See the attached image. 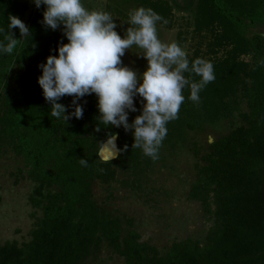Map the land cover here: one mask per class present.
Listing matches in <instances>:
<instances>
[{
  "label": "trees",
  "instance_id": "trees-1",
  "mask_svg": "<svg viewBox=\"0 0 264 264\" xmlns=\"http://www.w3.org/2000/svg\"><path fill=\"white\" fill-rule=\"evenodd\" d=\"M109 1L122 21H129L138 7L150 8L166 21L172 10L168 0ZM194 2L199 27L218 31L220 45L230 47L216 67L228 66L226 79L200 92L212 111L207 120L219 117L229 128L210 142L194 141L205 131L206 118L185 103L179 118L166 125L159 153L173 151L177 139L191 145L193 180L187 198L213 217V225L202 240L173 241L161 251L142 239L132 217L110 212L94 199L96 184L110 188L124 175L129 187L140 188L142 181L132 174L139 171L140 158L144 166L152 159L132 147L131 131L100 123L95 94L78 101L82 119L65 125L50 115L37 83L38 64L55 55L61 42L41 24L43 5L33 7L27 25L32 36L21 37L16 28L10 33L11 16L18 17L21 10L15 0H0V42L7 44L10 34L18 39L12 54L0 55V135L21 164L11 175L15 182L33 184L28 202L39 211L27 241L0 244V264H86L102 249L121 264H264V0ZM243 54L249 60L236 62ZM189 94L185 88V98ZM71 101L64 96L58 102L71 112ZM128 120L133 118L128 115ZM111 134L117 135L119 155L104 161L98 151Z\"/></svg>",
  "mask_w": 264,
  "mask_h": 264
},
{
  "label": "clouds",
  "instance_id": "clouds-1",
  "mask_svg": "<svg viewBox=\"0 0 264 264\" xmlns=\"http://www.w3.org/2000/svg\"><path fill=\"white\" fill-rule=\"evenodd\" d=\"M37 9L44 6L41 24L57 30L63 25L66 43H59L56 54H49L38 64L37 83L51 107L50 115L66 123L72 118L82 119L83 105L78 103L87 95L95 94L98 118L105 128L122 127L131 131L132 147L141 149L153 161L159 158V149L167 136V124L179 118L185 101L183 91L190 90L188 99L200 102V92L216 79L210 61L196 58L191 62L188 53L172 41L158 38V22L167 23L150 8L138 7L129 13V23L123 38L115 30L117 24L107 11L87 10L82 0H31ZM9 31L16 28L21 37L32 36L31 29L18 17L11 16ZM18 39L12 34L7 44L0 42V55L12 54ZM135 52L147 61L143 72L122 63L125 51ZM185 73L200 77L190 80ZM72 98V111L58 102L62 97ZM134 98L141 104L140 114L129 123V112H137ZM142 98V99H140ZM99 130V128H97ZM115 135L106 142L115 145ZM81 164L87 165L86 160Z\"/></svg>",
  "mask_w": 264,
  "mask_h": 264
},
{
  "label": "rangeland",
  "instance_id": "rangeland-1",
  "mask_svg": "<svg viewBox=\"0 0 264 264\" xmlns=\"http://www.w3.org/2000/svg\"><path fill=\"white\" fill-rule=\"evenodd\" d=\"M15 1L21 10L18 18L27 26L33 15L34 4L31 0ZM168 2L172 10L167 23L158 22L157 24L158 38L165 43L177 42L188 53L190 66L196 58L210 61L214 66L216 77L214 81L220 84L228 75V66L217 69L216 67L225 56H228L226 51L230 47L220 45L217 40L218 31L212 28L207 31L199 27L196 22L194 0H168ZM82 3L89 11L100 10L111 13L117 24L115 30L122 38L123 35H127V29L132 27L128 20H121L114 7L112 10L109 9L108 5L113 6L109 0H82ZM62 28L63 25L51 31L56 33L60 42H66ZM141 51L135 46L130 51L126 50L121 58L122 63L137 72H143L147 61L142 55L135 53ZM248 60L249 54L236 57V62ZM185 76L190 80L195 76V82L200 80V77L195 74L185 73ZM207 89L206 87L204 91ZM184 103L188 106L194 105L199 117L206 118L203 121L205 131L197 133L193 138L194 141L204 144L205 141H212L213 137L220 132L228 130V123L224 124L219 117L214 116V121L207 120L208 113L211 114L212 111L204 106L201 97L198 104L189 100L188 96ZM134 104L137 112H129V116L133 119L140 114L141 108L139 99L134 98ZM193 134L194 131H190V137H193ZM115 136L117 137L116 134ZM174 147L173 151L169 152L165 149L161 154L159 153V158L152 160L153 162L147 166L143 165V160L140 158L139 171L135 170L132 174H137L142 181L140 188L129 187L127 175L119 177L110 188H104L99 184L94 186V199L100 206L110 212L125 213L132 217L142 239L153 242L161 251L173 241L186 238L202 240L213 225V217L204 213L198 202L187 198V191L193 180V157L188 149L191 145L177 139ZM107 149L115 150V157L110 160L116 159L119 155L118 139L115 140V145L107 144ZM19 165L21 164L13 155L9 144L0 135V244L7 240H16L18 243L27 241L34 223L33 216L39 215V211L34 210L28 202V195L33 184L26 179L15 182L11 175L12 172H16ZM121 263V259L116 255L107 249H102L86 264Z\"/></svg>",
  "mask_w": 264,
  "mask_h": 264
},
{
  "label": "water",
  "instance_id": "water-1",
  "mask_svg": "<svg viewBox=\"0 0 264 264\" xmlns=\"http://www.w3.org/2000/svg\"><path fill=\"white\" fill-rule=\"evenodd\" d=\"M107 144L109 143L105 141L98 151L99 158L104 161L114 158L116 154L115 150L113 151V149H107Z\"/></svg>",
  "mask_w": 264,
  "mask_h": 264
}]
</instances>
